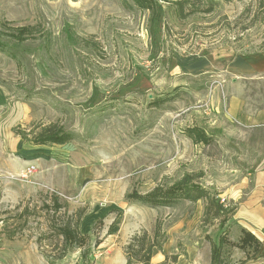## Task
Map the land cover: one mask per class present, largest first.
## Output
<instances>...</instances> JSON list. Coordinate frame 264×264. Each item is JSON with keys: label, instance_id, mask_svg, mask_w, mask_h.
<instances>
[{"label": "rangeland", "instance_id": "374dc122", "mask_svg": "<svg viewBox=\"0 0 264 264\" xmlns=\"http://www.w3.org/2000/svg\"><path fill=\"white\" fill-rule=\"evenodd\" d=\"M262 59L263 0H0V264L56 261L81 209L84 238L56 264H125L155 234L151 264H211L204 201L142 198L200 173L235 215L264 213ZM49 124L71 141L16 135ZM235 219L224 257L264 264Z\"/></svg>", "mask_w": 264, "mask_h": 264}, {"label": "trees", "instance_id": "16d2710c", "mask_svg": "<svg viewBox=\"0 0 264 264\" xmlns=\"http://www.w3.org/2000/svg\"><path fill=\"white\" fill-rule=\"evenodd\" d=\"M141 1V0H136ZM231 2L233 0H224ZM264 1V0H263ZM16 134V132H15ZM16 135L24 137L31 146L46 147V145H66L71 141L69 135L62 133L58 124H49L46 126L37 127L31 129L29 132ZM186 136L192 143H201L206 140L204 132L198 128L193 127L186 130ZM201 174H183L179 181L174 182L166 190L155 189L149 196L142 198L143 202H151L155 206H166L178 199L185 200L191 204H196L198 201H204L205 207L203 211V223L205 225H211L217 222L219 231L216 241H211L210 245V262L211 264H231L224 257L226 245L228 244L227 233L223 232L227 223L234 219L237 212L236 207L224 206L220 199L219 194L212 190L206 189L200 185L198 179ZM140 200V199H139ZM58 208H61L60 206ZM84 215V210H78L74 219L65 222L64 227L60 230L59 236L63 239L64 247L61 248L62 256L57 258L61 260L67 255L73 248L76 249L80 245V240L84 238L79 230L81 220ZM242 237L236 244L238 248L246 250L252 249L251 257H255L261 250V243L251 233L244 229H241ZM67 246V243H69ZM166 242V236L164 234H155V239H146L137 242L136 246L128 247L131 249V253L128 254L125 264H151V260L155 251L162 252V246ZM77 246V247H76ZM66 247V248H65ZM176 256L172 259L176 260ZM56 261H50L48 264H56Z\"/></svg>", "mask_w": 264, "mask_h": 264}, {"label": "crops", "instance_id": "0c3cea01", "mask_svg": "<svg viewBox=\"0 0 264 264\" xmlns=\"http://www.w3.org/2000/svg\"><path fill=\"white\" fill-rule=\"evenodd\" d=\"M262 61H264V59H262ZM240 62L245 64L242 67V68H244V70L250 69L251 65H249V64L251 62L249 63V61H247V60H240V61L237 62V64H240ZM235 67H236V64H235ZM263 179H264V172L263 171H259L258 175H257V178H256V182H258L259 180L262 181ZM251 202H252V206L253 207L251 206ZM246 204H247V207L250 208V209L254 208V210H255V208H258L257 214L259 212V209L263 208L262 203L258 204L256 202H253V200H250V199H248V202ZM252 213H253V211L252 212L246 211V213H243V214H240V215H235V217H237L236 219L238 220L236 227L239 228V232H241V229H244L247 232L251 233L254 237H256L259 240V242L261 243V250H260L259 253H261L262 250L264 252V235H262V237H259L256 233H254L253 230L257 229L259 226H262V224H264V221H263L264 213H261V215L258 214L257 217H256V215H254ZM252 228H254V229H252Z\"/></svg>", "mask_w": 264, "mask_h": 264}, {"label": "built area", "instance_id": "2783aa9c", "mask_svg": "<svg viewBox=\"0 0 264 264\" xmlns=\"http://www.w3.org/2000/svg\"><path fill=\"white\" fill-rule=\"evenodd\" d=\"M29 172H31L30 170H29ZM224 206L226 205V204H224L223 202H222V200L220 201ZM227 206V205H226Z\"/></svg>", "mask_w": 264, "mask_h": 264}]
</instances>
